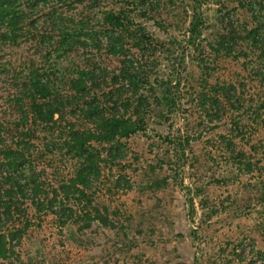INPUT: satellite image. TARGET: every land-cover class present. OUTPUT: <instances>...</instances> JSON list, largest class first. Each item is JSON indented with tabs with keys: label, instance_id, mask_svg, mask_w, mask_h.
<instances>
[{
	"label": "trees",
	"instance_id": "obj_1",
	"mask_svg": "<svg viewBox=\"0 0 264 264\" xmlns=\"http://www.w3.org/2000/svg\"><path fill=\"white\" fill-rule=\"evenodd\" d=\"M107 2L0 0V264H18L24 239L48 221L60 231L114 226L91 207L89 191L101 174L93 144H106L107 158L123 161L128 141L145 132L150 100L174 118L181 113L179 87L190 80L186 57L160 56L168 73L152 72L155 45L132 17L140 4L124 11L108 9ZM235 16L220 15L204 46L207 59L198 61L208 66L200 82L209 89L201 87L194 100L230 127V139L222 133L219 139L230 153L241 154L264 147V22L249 29ZM203 26L200 17L192 20L191 32ZM172 168L179 178V163ZM205 221L191 231L193 238ZM262 233L263 246L251 257H241L235 247L215 260L251 264L260 258L264 264V218Z\"/></svg>",
	"mask_w": 264,
	"mask_h": 264
},
{
	"label": "rangeland",
	"instance_id": "obj_2",
	"mask_svg": "<svg viewBox=\"0 0 264 264\" xmlns=\"http://www.w3.org/2000/svg\"><path fill=\"white\" fill-rule=\"evenodd\" d=\"M107 3L108 9L124 11H134L133 4H140L132 17L155 45L151 46L155 49L152 72L168 73L170 65L159 60L160 56L186 57L185 76L190 80L179 87L184 105L174 118L163 104L150 100L145 132L128 141L123 161L118 156L110 161L106 144H93L100 153L101 174L89 191L91 207L114 226L94 223L85 230L71 225L60 231L48 221L24 239L18 264H218L215 259L224 258L235 247L241 257H251L253 248L263 246L264 147L230 153L219 139L221 133L225 140L230 139V127L205 112L194 96L203 92L201 87L209 89L200 82L208 61L198 60L219 28L220 15L236 14L253 29L264 22L260 18L264 0ZM199 17L204 26L192 33L190 23L198 22ZM259 35L264 39V28ZM189 39H195L194 46ZM231 70L230 66L224 75ZM211 81L208 79V86ZM177 131L182 133L178 136ZM174 163H179L182 177L176 178ZM117 180L118 190L113 188ZM94 191L98 192L93 195ZM204 220L208 227L203 226L193 238L191 231ZM251 264L262 262L256 258Z\"/></svg>",
	"mask_w": 264,
	"mask_h": 264
}]
</instances>
